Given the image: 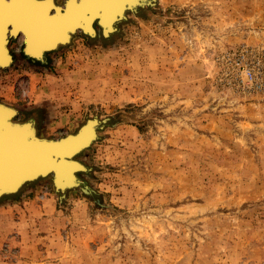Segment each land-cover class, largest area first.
<instances>
[{
	"label": "rangeland",
	"instance_id": "1",
	"mask_svg": "<svg viewBox=\"0 0 264 264\" xmlns=\"http://www.w3.org/2000/svg\"><path fill=\"white\" fill-rule=\"evenodd\" d=\"M70 42L41 63L11 40L0 102L53 139L108 119L81 155L94 193L39 181L0 264H264V0H155Z\"/></svg>",
	"mask_w": 264,
	"mask_h": 264
},
{
	"label": "water",
	"instance_id": "2",
	"mask_svg": "<svg viewBox=\"0 0 264 264\" xmlns=\"http://www.w3.org/2000/svg\"><path fill=\"white\" fill-rule=\"evenodd\" d=\"M47 1L0 0V70L14 63L9 44L12 39L21 35L24 36L23 54L33 61L40 62L46 61L48 53L58 50L64 44H69L78 30L90 39L97 36L104 38L106 12H108L106 3L117 0H66L63 6L56 4L48 6L45 3ZM154 4L155 0H150L148 3L128 4L121 10L117 22L127 20L125 13L137 14L140 9ZM58 13L62 18L56 16ZM61 24L62 36L56 37L53 32L58 31V25ZM34 30L39 31L41 35L33 34ZM41 38L42 45L38 48L39 57L28 53L29 44L34 45L33 41L37 42V39ZM66 40H69L68 43H63ZM17 115L18 111L15 108L0 103V142L4 143V147L0 150L4 155V164L0 165V199L17 194L23 186L47 177L51 179L57 193L81 188L83 193L92 195L93 189L84 181L82 186L76 183L63 184L66 163L77 162L81 168L79 172L89 171L88 166L78 161L79 155L100 138L96 136L97 139L84 140L85 129L90 124L89 119L75 133L55 140L39 137L36 127L28 125L31 120L19 123L15 121ZM106 121L108 122V119ZM26 125L29 127H23ZM27 128L30 131L28 129L25 136L22 130ZM9 172L22 173L19 177L16 173L11 180L10 177H6L8 181H5L3 175Z\"/></svg>",
	"mask_w": 264,
	"mask_h": 264
},
{
	"label": "bare ground",
	"instance_id": "3",
	"mask_svg": "<svg viewBox=\"0 0 264 264\" xmlns=\"http://www.w3.org/2000/svg\"><path fill=\"white\" fill-rule=\"evenodd\" d=\"M146 0H117V1H110V2H107L106 3V8H108V12L107 13V22L105 24V36H104V39H108L110 38L113 34H115L117 31H118V25L121 23L117 22L120 18V13L122 12L121 10L124 8V6L126 5H134L135 3H145ZM46 5L48 6H53V4H56V1L55 0H48L47 2H45ZM60 6H63V5H60ZM128 13H125V15L127 16ZM57 17H60L62 18V16H60V14L58 13L56 15ZM65 16V15H64ZM63 16V17H64ZM60 28V29H59ZM58 31L56 32H53L54 35H56V37H60V35L62 34V31L63 28H62V24L61 25H58ZM77 32H81L80 30L76 31L75 33ZM33 34L35 35H41L39 31H33ZM75 35V34H74ZM88 35V34H87ZM62 36V35H61ZM74 37V36H73ZM15 39H18L20 43H24V36L21 35ZM72 39V38H71ZM70 39V41H71ZM13 40V39H12ZM69 40H66L64 41L63 43H68ZM11 42V41H10ZM34 42V45H30L28 46L27 48V51L28 53H30L31 55L33 56H37L39 57V54H38V48L42 45V38L39 40L37 39V42L36 41H33ZM71 43V42H70ZM69 43V44H70ZM65 45V44H64ZM68 45V44H67ZM10 49V48H9ZM45 50V49H44ZM47 50V48H46ZM11 52V51H10ZM12 54V52H11ZM13 55V54H12ZM7 67V66H6ZM1 103V102H0ZM4 104V103H3ZM9 107V105H7ZM11 107V106H10ZM2 114H5V113H2ZM89 121H90V124L86 127L85 129V133H84V140L86 141H91L92 139H94L96 136H98L99 138V131L103 128V126L106 124V120H100L98 119L97 117H94L93 118H88ZM87 119V120H88ZM86 120V121H87ZM32 121V120H31ZM31 121L28 123V125H32V127H36L35 129L38 130V127L36 125H33V123H31ZM27 122V121H26ZM21 123H24V122H21ZM28 125L26 126H23V127H29ZM28 129H25V130H22L24 131V135L26 136L27 133H28ZM30 131V129H29ZM38 135L39 137L41 138H47V139H53V138H48V137H44V136H41L40 133H39V130H38ZM65 137V136H64ZM60 139V138H59ZM97 139V138H95ZM57 140V139H55ZM7 143V142H6ZM4 147V143L3 142H0V150H2V148ZM86 151V150H85ZM84 151V152H85ZM83 154V153H82ZM79 155V162L83 163L82 160H81V155ZM4 155L0 153V165L4 164ZM77 160V159H76ZM84 164V163H83ZM86 167L87 165L84 164ZM88 168V167H87ZM81 170L79 164L77 162H68L66 163V171L64 172V176H63V184L67 185V184H74L76 183V185L78 184L79 186H82L83 182L84 181L82 178H81V174H85V173H88V172H79ZM17 172H14L13 174L11 172H9L7 175H3V179L5 181H8L6 177H10L9 180L12 179V177L16 174ZM22 172H18L17 173V177H19V175H21ZM12 174V175H11ZM49 177L47 178H42V179H39L37 180L36 182H39V181H42L44 179H48ZM36 182H33V183H36ZM85 182V181H84ZM27 186V185H26ZM26 186H23L21 188V190H23ZM81 189V188H79ZM70 191V190H69ZM68 190H63V192L61 193H58L60 194L61 197H64L68 192ZM21 192V191H20ZM18 194V193H17ZM16 194H12L11 196H7V197H4L2 199H0V201H3L5 200L6 198L10 197L12 198L13 196H15Z\"/></svg>",
	"mask_w": 264,
	"mask_h": 264
},
{
	"label": "crops",
	"instance_id": "4",
	"mask_svg": "<svg viewBox=\"0 0 264 264\" xmlns=\"http://www.w3.org/2000/svg\"><path fill=\"white\" fill-rule=\"evenodd\" d=\"M81 33V32H79ZM38 182L28 184L21 192L12 197L10 201H4L0 204V226L7 229L6 237L16 235L19 237L20 229L23 224H36L37 215L41 211L42 206L38 203L39 194L45 189L44 186H38ZM50 200V199H46ZM44 205V203L42 204ZM15 212L12 218L2 217L4 213ZM13 238V237H12ZM12 241V240H11ZM24 252V250H20Z\"/></svg>",
	"mask_w": 264,
	"mask_h": 264
},
{
	"label": "flooded vegetation",
	"instance_id": "5",
	"mask_svg": "<svg viewBox=\"0 0 264 264\" xmlns=\"http://www.w3.org/2000/svg\"><path fill=\"white\" fill-rule=\"evenodd\" d=\"M46 59H47V62H48V56H46ZM31 61H33V60H31ZM40 62V61H39ZM42 63V62H41Z\"/></svg>",
	"mask_w": 264,
	"mask_h": 264
}]
</instances>
